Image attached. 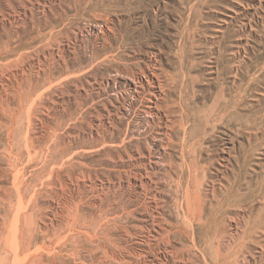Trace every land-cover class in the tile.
<instances>
[{
    "label": "rangeland",
    "instance_id": "1",
    "mask_svg": "<svg viewBox=\"0 0 264 264\" xmlns=\"http://www.w3.org/2000/svg\"><path fill=\"white\" fill-rule=\"evenodd\" d=\"M0 264H264V0H0Z\"/></svg>",
    "mask_w": 264,
    "mask_h": 264
},
{
    "label": "bare ground",
    "instance_id": "2",
    "mask_svg": "<svg viewBox=\"0 0 264 264\" xmlns=\"http://www.w3.org/2000/svg\"><path fill=\"white\" fill-rule=\"evenodd\" d=\"M234 69V68H233ZM230 70V69H229ZM239 70V69H238ZM250 71V70H249ZM176 112V111H175ZM208 117V116H207ZM203 118V117H202ZM191 120V119H190ZM194 120V119H193ZM180 121V120H179ZM180 124H181V122H180ZM178 125V124H177ZM201 125V124H200ZM180 126V125H179ZM175 127V126H174ZM208 133V132H207ZM246 166V165H245ZM184 170V169H183ZM243 173V172H242ZM247 174V173H246ZM175 181V180H174ZM250 184V183H249ZM182 185V184H181ZM261 185H263V184H261ZM174 186V185H173ZM177 186V185H176ZM181 187V186H180ZM261 189V188H260ZM178 199V198H177ZM237 202V201H236ZM232 203V202H231ZM230 203V204H231ZM220 204V203H219ZM219 207V206H218ZM227 210V209H226Z\"/></svg>",
    "mask_w": 264,
    "mask_h": 264
}]
</instances>
